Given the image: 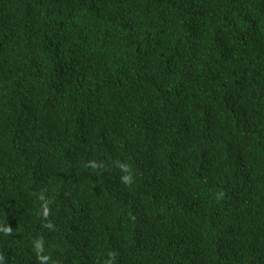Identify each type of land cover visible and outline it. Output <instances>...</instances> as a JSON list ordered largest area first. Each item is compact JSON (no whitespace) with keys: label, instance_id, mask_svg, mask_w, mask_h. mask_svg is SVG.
Wrapping results in <instances>:
<instances>
[{"label":"trees","instance_id":"1","mask_svg":"<svg viewBox=\"0 0 264 264\" xmlns=\"http://www.w3.org/2000/svg\"><path fill=\"white\" fill-rule=\"evenodd\" d=\"M0 264H264V0H0Z\"/></svg>","mask_w":264,"mask_h":264}]
</instances>
